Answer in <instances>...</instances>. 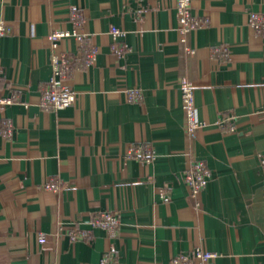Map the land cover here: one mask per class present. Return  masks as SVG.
<instances>
[{
	"label": "crops",
	"instance_id": "obj_1",
	"mask_svg": "<svg viewBox=\"0 0 264 264\" xmlns=\"http://www.w3.org/2000/svg\"><path fill=\"white\" fill-rule=\"evenodd\" d=\"M192 12L208 21L182 41L176 0H0V264H171L197 248L218 254L210 264H264V35L248 24L264 0H192ZM63 55L76 103L43 108ZM197 160L211 178L194 199L183 176ZM108 211L120 215L114 234L91 225ZM82 231L91 239H72Z\"/></svg>",
	"mask_w": 264,
	"mask_h": 264
},
{
	"label": "built area",
	"instance_id": "obj_2",
	"mask_svg": "<svg viewBox=\"0 0 264 264\" xmlns=\"http://www.w3.org/2000/svg\"><path fill=\"white\" fill-rule=\"evenodd\" d=\"M176 9L178 13V27L182 36V41L185 40V35L189 32L201 28L208 20H203L195 16L192 12V0H176ZM73 18L76 23L80 25L82 18L79 14H74ZM249 26L256 32L264 35V13L251 12L248 16ZM9 29L5 24H0V35L9 34ZM111 35L114 43L120 41L124 36V32L116 27L111 28ZM69 36L68 33L54 32L49 36L51 41ZM82 36H78V40H81ZM119 53L125 51V46L121 49L116 48ZM86 61L88 63H94L98 55V49L92 47L85 53ZM53 76L47 84L45 91L43 92L40 100V104L46 109L63 110L74 106L77 100L76 93L72 92L65 87V80L68 78L71 72V61L67 55L54 56L52 58ZM181 95H182V107L185 113L186 132L189 136H194L196 132L202 127V123L198 119L197 108L195 102V89L194 85L187 79L183 78L180 81ZM143 99L141 90H131L129 92V100L131 102H139ZM12 99L2 100V104L12 103ZM219 125L227 133H234L236 126L233 124V118L231 116L222 115L219 119ZM5 133L11 134L12 128L7 124H3ZM139 152V151H137ZM135 152L138 156L139 153ZM146 160L149 161L153 156L151 149H147L144 152ZM261 166L264 168V155L261 156ZM211 178V172L208 170L206 164L202 161H193L190 167L184 172L183 181L190 191L192 198L197 197L204 190ZM45 189L57 192L60 189L58 182H47L43 186ZM264 193V188H263ZM91 225L94 228H103L108 232L114 234L120 226V215L117 212H97L94 214L91 220ZM73 240L82 239L90 240L91 234L89 231L73 232L71 234ZM218 254L211 251H206L202 248H197L192 251L191 254L176 256L171 260V264H210L212 260L217 258ZM55 264V263H53ZM100 264H110L108 258H104Z\"/></svg>",
	"mask_w": 264,
	"mask_h": 264
}]
</instances>
